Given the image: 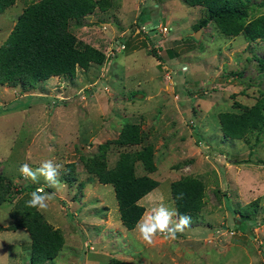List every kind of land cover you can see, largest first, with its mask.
I'll return each instance as SVG.
<instances>
[{
  "label": "rangeland",
  "instance_id": "374dc122",
  "mask_svg": "<svg viewBox=\"0 0 264 264\" xmlns=\"http://www.w3.org/2000/svg\"><path fill=\"white\" fill-rule=\"evenodd\" d=\"M34 1L15 0L0 13V45ZM106 1L105 11L70 25L78 41L103 51L102 64L50 77L32 93L0 85V173L12 179L13 191L31 183L55 194L40 213L61 230L64 245L44 264H264V131L225 139L219 123L221 112L262 97L254 55L264 56V40L226 35L213 21L195 30L205 10L183 0ZM126 123L141 128L142 144L108 143ZM106 142L108 169L122 152L152 145L155 171L135 163L137 176L159 182L138 201L143 213L159 204L175 207L172 182L203 181V206L176 239L158 236L147 245L135 227L122 224L113 186L84 165ZM45 159L62 165L61 188L20 175L21 164L36 168ZM64 172L73 184L62 179ZM29 193L0 205V264H30L29 233L13 228V214H23ZM240 209L257 218L241 225Z\"/></svg>",
  "mask_w": 264,
  "mask_h": 264
},
{
  "label": "trees",
  "instance_id": "16d2710c",
  "mask_svg": "<svg viewBox=\"0 0 264 264\" xmlns=\"http://www.w3.org/2000/svg\"><path fill=\"white\" fill-rule=\"evenodd\" d=\"M190 6H202L206 17L194 26L195 30L213 21L226 35L243 32L248 40H264V15L255 16L258 8H264V0H183ZM15 0H0V13L12 6ZM106 0H38L28 4L17 16L7 38L0 45V85L18 87L21 93H32L38 85L50 77H73L77 67L88 68L91 64H102L106 60L103 51L80 42L71 31L70 25L81 24L97 9L105 11ZM155 23H153L154 25ZM152 54L157 53L151 48ZM259 74L264 78V56L254 55ZM241 75V72H238ZM238 107L235 111L219 114L220 129L225 139L242 138L251 132L264 131V93L251 106ZM144 141L143 131L137 124L126 123L118 136L108 143L118 146H134ZM108 143L100 145L99 154L84 160L88 173L102 184L113 186L122 224L134 228L144 207L138 201L151 192L159 182L147 174L137 176L135 163L143 164L147 172L155 171L153 147L145 145L140 150L122 152L113 168L108 169L105 151ZM73 167V164L70 165ZM62 179L75 182L70 172H64ZM80 188L83 184L80 182ZM39 188L28 183L13 191L12 179L0 173V205L13 200L24 192ZM29 193V194H30ZM183 193L182 199H176ZM171 194L179 214L196 216L203 206L204 184L194 177H184L171 183ZM23 214L15 212V229H26L30 237V264H44L56 257L64 245L60 229L48 223L40 211L28 207L24 202ZM237 211V210H235ZM241 225L257 217L247 209L239 210ZM254 215V216H253ZM116 261L112 260L111 264ZM123 264V262L120 261Z\"/></svg>",
  "mask_w": 264,
  "mask_h": 264
},
{
  "label": "clouds",
  "instance_id": "9594fccd",
  "mask_svg": "<svg viewBox=\"0 0 264 264\" xmlns=\"http://www.w3.org/2000/svg\"><path fill=\"white\" fill-rule=\"evenodd\" d=\"M61 168L62 165L54 162V160L45 159L36 168H32L28 163H23L18 171L25 180L38 183L39 179L43 178L48 186L59 189L62 187L59 180ZM29 195L27 206L38 211H44L48 208V203L54 198L55 194L44 192L43 188H38ZM182 198L183 193H180L176 199ZM190 226V216L179 214L174 206L159 204L150 207L143 213L135 225V230L144 243L152 245L158 236L174 240L178 233H183ZM87 264H91V262H87Z\"/></svg>",
  "mask_w": 264,
  "mask_h": 264
},
{
  "label": "built area",
  "instance_id": "2783aa9c",
  "mask_svg": "<svg viewBox=\"0 0 264 264\" xmlns=\"http://www.w3.org/2000/svg\"><path fill=\"white\" fill-rule=\"evenodd\" d=\"M167 29H168V28H166V27H162V28L160 27V30H161V31H164V32H166ZM124 46H125L124 44H120V47H119V48L122 50V49H124ZM115 50H118V48H113V51H112V52H114ZM112 52H111V54H113ZM39 188H40V187H39ZM37 189H38V188H37Z\"/></svg>",
  "mask_w": 264,
  "mask_h": 264
},
{
  "label": "water",
  "instance_id": "95a60500",
  "mask_svg": "<svg viewBox=\"0 0 264 264\" xmlns=\"http://www.w3.org/2000/svg\"><path fill=\"white\" fill-rule=\"evenodd\" d=\"M153 27V26H152Z\"/></svg>",
  "mask_w": 264,
  "mask_h": 264
}]
</instances>
